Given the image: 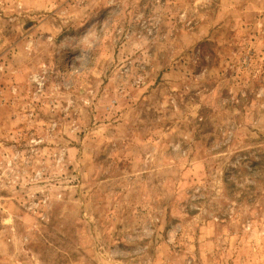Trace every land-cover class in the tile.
<instances>
[{
  "label": "rangeland",
  "instance_id": "obj_1",
  "mask_svg": "<svg viewBox=\"0 0 264 264\" xmlns=\"http://www.w3.org/2000/svg\"><path fill=\"white\" fill-rule=\"evenodd\" d=\"M0 264H264V0H0Z\"/></svg>",
  "mask_w": 264,
  "mask_h": 264
}]
</instances>
